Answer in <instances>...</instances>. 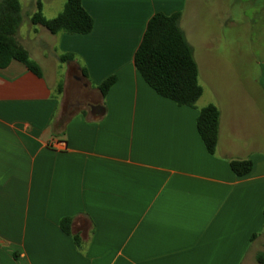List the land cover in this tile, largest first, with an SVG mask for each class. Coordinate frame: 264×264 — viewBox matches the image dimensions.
Listing matches in <instances>:
<instances>
[{
    "label": "crops",
    "instance_id": "0c3cea01",
    "mask_svg": "<svg viewBox=\"0 0 264 264\" xmlns=\"http://www.w3.org/2000/svg\"><path fill=\"white\" fill-rule=\"evenodd\" d=\"M192 1L82 0L90 34L36 26L17 35L43 77L19 61L0 69V264H258L264 122L242 120L204 94L195 108L180 107L135 66L157 13H181L195 54ZM39 2L47 19L66 4L46 16L56 3ZM64 54L74 60L62 63ZM53 60L55 86L46 76ZM260 70L264 96V62ZM111 76L118 81L104 97L99 86ZM210 104L220 110L215 155L197 129ZM232 160H251L253 171L236 176ZM67 217L81 247L61 228Z\"/></svg>",
    "mask_w": 264,
    "mask_h": 264
},
{
    "label": "trees",
    "instance_id": "16d2710c",
    "mask_svg": "<svg viewBox=\"0 0 264 264\" xmlns=\"http://www.w3.org/2000/svg\"><path fill=\"white\" fill-rule=\"evenodd\" d=\"M181 17L179 12L172 15L157 13L150 19L135 54V66L144 81L159 96L180 107L195 108L204 89L200 83V70L194 49L180 25ZM22 21L20 0L0 2V69L7 68L13 61H19L32 73L43 77L41 68L32 61L28 50L17 40ZM31 22L52 35H87L94 30V19L84 8L82 0H67L63 11L52 19L43 15L42 4L39 2ZM73 60L72 54H64L60 58L62 63ZM84 75L88 78L87 73ZM117 81L116 76H111L99 86L104 97ZM69 118V115L64 114V121ZM197 129L208 153L215 155L220 136V110L216 105L210 104L201 110ZM230 166L238 177L248 176L254 167L251 160H232ZM72 224L73 218L67 217L62 220L61 228L66 235L73 236L76 246L81 247L80 236L72 233ZM257 260L264 264V253H260Z\"/></svg>",
    "mask_w": 264,
    "mask_h": 264
},
{
    "label": "rangeland",
    "instance_id": "374dc122",
    "mask_svg": "<svg viewBox=\"0 0 264 264\" xmlns=\"http://www.w3.org/2000/svg\"><path fill=\"white\" fill-rule=\"evenodd\" d=\"M20 1L23 21L17 35L32 36L37 28L31 22L33 12L37 11L36 0ZM41 1L56 3V8L47 10L46 16L58 15L57 9L60 5L63 9L67 2ZM260 7H264V0H193L190 7L203 100L226 106L252 124L264 122V96L257 90L264 62V16ZM229 17L234 25L227 23ZM33 43L34 48L40 47L37 42ZM59 66L53 60L46 72L54 86Z\"/></svg>",
    "mask_w": 264,
    "mask_h": 264
},
{
    "label": "water",
    "instance_id": "95a60500",
    "mask_svg": "<svg viewBox=\"0 0 264 264\" xmlns=\"http://www.w3.org/2000/svg\"><path fill=\"white\" fill-rule=\"evenodd\" d=\"M100 107H96V108H94V112L96 113V112H98V113H100ZM102 109V111L104 110L103 108H101Z\"/></svg>",
    "mask_w": 264,
    "mask_h": 264
},
{
    "label": "built area",
    "instance_id": "2783aa9c",
    "mask_svg": "<svg viewBox=\"0 0 264 264\" xmlns=\"http://www.w3.org/2000/svg\"><path fill=\"white\" fill-rule=\"evenodd\" d=\"M57 145H59V146H64V144L63 143H61V142H59V143H57Z\"/></svg>",
    "mask_w": 264,
    "mask_h": 264
}]
</instances>
